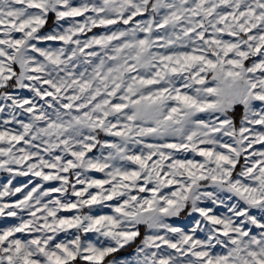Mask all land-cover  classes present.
<instances>
[{"label":"rangeland","instance_id":"374dc122","mask_svg":"<svg viewBox=\"0 0 264 264\" xmlns=\"http://www.w3.org/2000/svg\"><path fill=\"white\" fill-rule=\"evenodd\" d=\"M3 87L0 264H264V0H0Z\"/></svg>","mask_w":264,"mask_h":264},{"label":"trees","instance_id":"16d2710c","mask_svg":"<svg viewBox=\"0 0 264 264\" xmlns=\"http://www.w3.org/2000/svg\"><path fill=\"white\" fill-rule=\"evenodd\" d=\"M53 12H50L49 14V18L45 24V27H50L53 25L54 23V19H53ZM7 89V87H3L0 89V94L5 91ZM242 104L240 105H237L234 107V109L230 112V116H232L235 120V122H237L239 120V118L242 116ZM99 138V137H98ZM104 138V137H103ZM190 209V205L188 204L186 207H185V211L183 212V215H186L188 213ZM143 228V232L141 231L140 232V235L138 236V238L136 239L135 242H133L131 245L129 246H126L122 249H120L119 251H115L113 253H111L110 255H108L102 262L100 263H95V262H89V261H86V260H75L74 263L75 264H106L107 262H109L113 257L115 256H120V255H127V253H131L134 249H136V247L139 245V243L143 240V237H144V227ZM67 264H71V262L67 263Z\"/></svg>","mask_w":264,"mask_h":264}]
</instances>
